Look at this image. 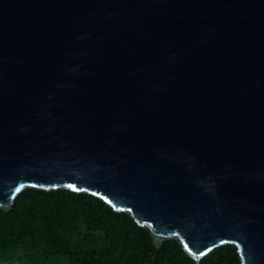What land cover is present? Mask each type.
I'll return each mask as SVG.
<instances>
[{
    "label": "water",
    "instance_id": "water-1",
    "mask_svg": "<svg viewBox=\"0 0 264 264\" xmlns=\"http://www.w3.org/2000/svg\"><path fill=\"white\" fill-rule=\"evenodd\" d=\"M27 188L264 264V0H0V209Z\"/></svg>",
    "mask_w": 264,
    "mask_h": 264
},
{
    "label": "trees",
    "instance_id": "trees-1",
    "mask_svg": "<svg viewBox=\"0 0 264 264\" xmlns=\"http://www.w3.org/2000/svg\"><path fill=\"white\" fill-rule=\"evenodd\" d=\"M242 264L238 248L213 249L199 263L178 240L160 248L130 214L71 189L27 188L0 209V264Z\"/></svg>",
    "mask_w": 264,
    "mask_h": 264
},
{
    "label": "built area",
    "instance_id": "built-area-1",
    "mask_svg": "<svg viewBox=\"0 0 264 264\" xmlns=\"http://www.w3.org/2000/svg\"><path fill=\"white\" fill-rule=\"evenodd\" d=\"M3 264H6V263H3Z\"/></svg>",
    "mask_w": 264,
    "mask_h": 264
},
{
    "label": "snow or ice",
    "instance_id": "snow-or-ice-1",
    "mask_svg": "<svg viewBox=\"0 0 264 264\" xmlns=\"http://www.w3.org/2000/svg\"><path fill=\"white\" fill-rule=\"evenodd\" d=\"M70 187H71V185H70Z\"/></svg>",
    "mask_w": 264,
    "mask_h": 264
}]
</instances>
